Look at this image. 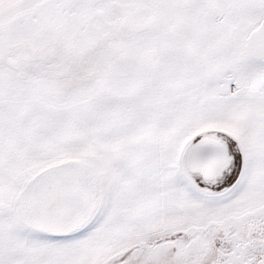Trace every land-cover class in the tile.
I'll list each match as a JSON object with an SVG mask.
<instances>
[{
	"label": "snow or ice",
	"instance_id": "6c2138e0",
	"mask_svg": "<svg viewBox=\"0 0 264 264\" xmlns=\"http://www.w3.org/2000/svg\"><path fill=\"white\" fill-rule=\"evenodd\" d=\"M0 264H264V0H0Z\"/></svg>",
	"mask_w": 264,
	"mask_h": 264
}]
</instances>
